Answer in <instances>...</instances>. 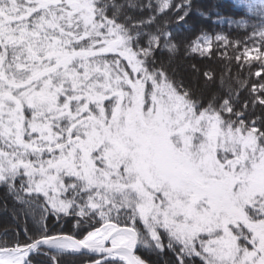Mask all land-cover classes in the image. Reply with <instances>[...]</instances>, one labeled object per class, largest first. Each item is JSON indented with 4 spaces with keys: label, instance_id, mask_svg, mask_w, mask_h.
<instances>
[{
    "label": "snow or ice",
    "instance_id": "6c2138e0",
    "mask_svg": "<svg viewBox=\"0 0 264 264\" xmlns=\"http://www.w3.org/2000/svg\"><path fill=\"white\" fill-rule=\"evenodd\" d=\"M234 4L0 0V264H264V0ZM213 11L245 38L177 40ZM250 41L255 83L178 75Z\"/></svg>",
    "mask_w": 264,
    "mask_h": 264
},
{
    "label": "trees",
    "instance_id": "16d2710c",
    "mask_svg": "<svg viewBox=\"0 0 264 264\" xmlns=\"http://www.w3.org/2000/svg\"><path fill=\"white\" fill-rule=\"evenodd\" d=\"M201 6L205 9H211L213 7H216L220 11V15L222 16H230L232 18H240L244 15V10L237 8L234 4V0H200ZM216 19V13L212 12L211 19L204 20L201 17L195 16V13L193 14V19L189 20L187 24L184 25H174L173 31L177 35V40L183 42H186L191 39H195L196 35H199L198 29L203 26L205 30H207L211 34L215 33H223L225 35H229L230 39L236 40L240 39L243 40L246 36V33L242 29H237L235 25H233L231 28L228 26L227 23H213L212 21ZM248 35H250V30ZM247 47L252 50L259 47L258 44H255L254 42H249L247 44ZM215 48V45H214ZM235 49V50H234ZM244 52V46L241 45L237 48V46L234 44L231 48H221L214 52L211 59L209 58H203L201 59L199 56H189L185 58L183 48H181V52L179 57H177V72L178 75L183 76L185 79L190 78L191 72L189 69V65L192 63L197 64L200 67H207L213 70L215 74V82L213 83V88L218 90H223L221 88V78L227 82L231 78L232 81H234L236 78L240 79H248L249 85L251 83H255L257 80H259V77H256L254 75L256 68L249 69L247 66L246 61L248 59H251L254 64H258L259 61L255 60L254 58L260 53L257 51V53L254 56L250 57H244L241 54ZM238 55H241V59L237 60L236 57ZM182 65H185V68H183ZM253 73V75L249 76V73ZM264 75V73H262ZM226 86V84H225ZM235 87V84H233ZM244 95H247V92H244ZM0 195H2V192H0ZM0 220L8 221V218L6 216H0ZM50 226H52L53 221L48 222ZM74 221L71 218H66L65 220L61 221L60 223H56L55 227L53 228V231L58 229H69L72 230V225ZM20 239H24L23 231L20 232ZM152 259H155V257H152ZM63 264H82V261L80 259H76L73 261L72 258H66L63 262Z\"/></svg>",
    "mask_w": 264,
    "mask_h": 264
},
{
    "label": "rangeland",
    "instance_id": "374dc122",
    "mask_svg": "<svg viewBox=\"0 0 264 264\" xmlns=\"http://www.w3.org/2000/svg\"><path fill=\"white\" fill-rule=\"evenodd\" d=\"M256 53H257V51L255 49L251 50V56H254ZM182 66H183V68H185V65H182ZM220 83H221V81H220Z\"/></svg>",
    "mask_w": 264,
    "mask_h": 264
},
{
    "label": "water",
    "instance_id": "95a60500",
    "mask_svg": "<svg viewBox=\"0 0 264 264\" xmlns=\"http://www.w3.org/2000/svg\"><path fill=\"white\" fill-rule=\"evenodd\" d=\"M60 230V229H59ZM55 231H58V230H55ZM54 231V232H55ZM63 231L65 232V233H67V232H70L71 230H68V229H63Z\"/></svg>",
    "mask_w": 264,
    "mask_h": 264
}]
</instances>
